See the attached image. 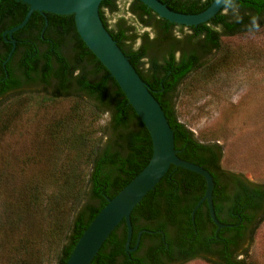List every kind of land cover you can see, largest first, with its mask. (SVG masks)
<instances>
[{"label": "trees", "instance_id": "trees-1", "mask_svg": "<svg viewBox=\"0 0 264 264\" xmlns=\"http://www.w3.org/2000/svg\"><path fill=\"white\" fill-rule=\"evenodd\" d=\"M158 1L176 12L197 13L211 0ZM235 3L238 7H228L216 25L201 33L178 30L176 41L184 47L178 58L174 57V48L161 52L159 44L160 40L166 44L173 39L174 27L134 0L128 11L142 25H151L155 37L148 38L147 32L136 36L122 18L110 29L101 14L102 24L165 111L178 157L206 169L216 183L218 221L230 225L216 230L204 200L192 211L203 194L204 183L175 171L170 182L139 210L134 220L136 237L141 232L136 245L131 237L128 243L134 250L124 249L123 226L96 264H178L194 257L213 264H244L239 255L245 254L244 245L264 216V184L223 170L218 144L194 138L174 112L178 86L202 65L203 57L218 48L220 36L254 28L253 17L258 25L262 23L264 0ZM27 7L20 1L0 0V97L9 91L38 86L50 98L69 95L75 100L49 126L56 145L52 154L56 155H51V164L41 172L42 178L19 187L16 198L37 225L33 228L25 224L17 240L14 250H23V262L17 257L9 263L42 264L54 257L55 264H64L106 198H111L147 162L151 144L114 79L79 38L72 14L41 15L32 11L22 27L10 36L2 34L20 22ZM104 9L116 11L115 0H109ZM9 38L15 45L4 61L11 48ZM136 38L140 43L132 47ZM101 114L106 115L103 125L96 123ZM97 130L104 135L103 140L94 136ZM96 139H100L97 144ZM87 166L86 172L82 170ZM45 241L44 253L37 246ZM33 247L36 254L32 256Z\"/></svg>", "mask_w": 264, "mask_h": 264}, {"label": "rangeland", "instance_id": "rangeland-1", "mask_svg": "<svg viewBox=\"0 0 264 264\" xmlns=\"http://www.w3.org/2000/svg\"><path fill=\"white\" fill-rule=\"evenodd\" d=\"M130 1L116 0L114 12L103 9L107 27L112 29L122 18L124 24L133 27L131 31L136 36L143 30L151 35V30L139 26L128 11ZM173 32L180 37L176 28ZM209 64L215 66L207 70ZM47 93L38 86H29L0 97V264L25 258L22 249L14 248L25 224L33 228L37 224L16 198L19 187L42 178L41 172L51 164V155H56L52 154L56 145L49 126L75 100L69 95L50 98ZM174 112L194 138L218 144L219 165L223 170L264 184V19L258 29L220 36L218 48L203 57L202 65L178 86ZM105 120L106 115L101 114L96 123L103 125ZM94 134L104 139L99 130ZM99 140L96 139V144ZM87 169L88 166L82 170ZM71 217L72 212L68 222ZM46 244L47 241L39 244V251L45 253ZM244 246L245 254L239 255L244 264H264V216ZM35 251L33 247L32 256ZM54 262L55 258L50 257L42 264ZM178 264L213 262L194 257Z\"/></svg>", "mask_w": 264, "mask_h": 264}, {"label": "water", "instance_id": "water-1", "mask_svg": "<svg viewBox=\"0 0 264 264\" xmlns=\"http://www.w3.org/2000/svg\"><path fill=\"white\" fill-rule=\"evenodd\" d=\"M27 4L24 16L2 34H10L22 27L32 11L64 15L72 14L75 30L94 57L114 79L127 103L145 127L151 153L144 166L90 220L76 240L64 264H96L118 232L124 226V249L129 239L136 240L134 220L139 210L171 180L175 171L204 183V191L192 211L203 200L216 230L229 226L218 221L216 183L209 172L198 164L178 157V146L165 111L152 96L147 84L112 39L100 16L109 0H15ZM182 33H201L216 25L228 6L223 0H211L197 13H180L158 0H134ZM13 49V41L8 40Z\"/></svg>", "mask_w": 264, "mask_h": 264}, {"label": "flooded vegetation", "instance_id": "flooded-vegetation-1", "mask_svg": "<svg viewBox=\"0 0 264 264\" xmlns=\"http://www.w3.org/2000/svg\"><path fill=\"white\" fill-rule=\"evenodd\" d=\"M115 2H116V0H115ZM103 14V18H105L104 17V13H102ZM136 21H137V19H136ZM137 23H138V25L139 26H141L142 28H149L150 30H151V32H152V34L150 35L146 30H143L141 33H139V35L140 34H142L143 32H147V37L148 38H153V37H155V35H156V33H155V31H154V29H153V27L151 26V25H142L140 22H138L137 21ZM129 25V24H128ZM131 26V25H130ZM132 26H131V30H132ZM216 28V27H215ZM217 29H219V27H217ZM174 30V29H173ZM173 30H172V32H173ZM220 30V29H219ZM131 31H129V33H130ZM173 34H174V32H173ZM171 35V36H173V39L171 38L168 42H166V44H167V46H166V44L164 43L165 41H162V40H160V46H162L163 48H162V50H161V52H166L165 51V49L167 48H174V57H179V55H180V52H183L182 50H184L183 48V46L178 42V41H176L177 40V37H178V35L177 34H174V35ZM177 36V37H176ZM158 37H159V35H158ZM175 39V40H174ZM8 40H12L13 41V48H14V45H15V42H14V40L13 39H11V38H9V39H7V41ZM9 42V41H8ZM139 43H140V38H138L137 39V42H136V40L133 42V43H131V46L132 47H136L137 45H139ZM11 44V43H10ZM41 46L42 45H40V48H41ZM166 46V47H165ZM11 47H12V44H11ZM10 50V49H9ZM13 50V49H12ZM9 52V51H8ZM12 52V51H11ZM11 54V53H10ZM144 66H146V64H144ZM230 225V224H229ZM132 250H134V249H132Z\"/></svg>", "mask_w": 264, "mask_h": 264}, {"label": "clouds", "instance_id": "clouds-1", "mask_svg": "<svg viewBox=\"0 0 264 264\" xmlns=\"http://www.w3.org/2000/svg\"><path fill=\"white\" fill-rule=\"evenodd\" d=\"M223 2L226 3V5H227L229 8H231L233 4L236 5L235 0H223ZM236 7H238V6L236 5ZM252 22H253V27H254V29H258L259 25H258V23H257V18H256V17H253V18H252Z\"/></svg>", "mask_w": 264, "mask_h": 264}]
</instances>
